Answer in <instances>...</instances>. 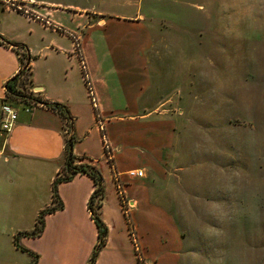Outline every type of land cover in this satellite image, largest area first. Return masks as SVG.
Instances as JSON below:
<instances>
[{"label": "crops", "instance_id": "obj_1", "mask_svg": "<svg viewBox=\"0 0 264 264\" xmlns=\"http://www.w3.org/2000/svg\"><path fill=\"white\" fill-rule=\"evenodd\" d=\"M89 2L60 7L51 0H0V35L11 42L0 41V106L6 102L16 110L12 127L0 129V264L88 263L98 231L87 207L95 185L85 171L55 183L62 205L44 214L40 233H20L31 231L39 211L53 204V180L62 174L68 136L74 162L92 165L102 178L101 205L95 202L93 208L106 233L93 264H141L128 235L118 187L131 203L143 264H179L185 236L171 218L173 212L156 203L154 184L160 177L152 175L157 155L167 145L165 137L172 132L164 124L170 116L157 112L159 106L166 110L170 98L157 97L163 66L153 52L152 25L140 14L138 0ZM217 2L180 0L187 8L180 17L181 31H191L190 26L197 31L195 48H189L192 37L181 32V78L196 85L204 68L212 70L220 62L205 47L209 42L221 45L218 35L207 41L198 32L205 33L201 13ZM236 26L214 32L226 35L222 39L227 43L236 36L254 39L264 50V32L241 36ZM71 35L79 40L96 105ZM25 49L30 54L25 66L32 98L18 100L8 96L5 83L23 67L20 55ZM52 102L62 104L67 115L47 104ZM98 118L112 148L113 168L103 155ZM126 160L134 164L122 167ZM131 168L144 173L125 175Z\"/></svg>", "mask_w": 264, "mask_h": 264}, {"label": "rangeland", "instance_id": "obj_2", "mask_svg": "<svg viewBox=\"0 0 264 264\" xmlns=\"http://www.w3.org/2000/svg\"><path fill=\"white\" fill-rule=\"evenodd\" d=\"M51 1L60 7L90 3ZM138 3L152 25L153 52L163 66L157 97L170 98L166 110L157 109L170 116L164 124L172 132L152 175L160 177L154 184L156 203L173 212L185 236L179 264H264V50L254 39L236 36L227 43L226 35L214 32L236 24L241 36L263 33L264 0H218L201 13L205 33L198 32L207 41L218 35L221 45L205 46L220 62L203 69L199 85L181 78V32L192 37L189 48L196 46L193 26L180 28L187 8L180 0ZM27 83L25 70L10 83L14 93L8 96L30 100ZM130 164L134 160L121 163ZM139 257L143 264L141 247Z\"/></svg>", "mask_w": 264, "mask_h": 264}, {"label": "trees", "instance_id": "obj_3", "mask_svg": "<svg viewBox=\"0 0 264 264\" xmlns=\"http://www.w3.org/2000/svg\"><path fill=\"white\" fill-rule=\"evenodd\" d=\"M0 41L5 42L7 44H11V42H9V40L3 38L1 35H0ZM13 46L18 47V45H13ZM25 50H26V53H21V55H20V59H21V63L23 64V67L18 71V73H16L11 79L6 81V83H5V92L7 94L14 93V90L10 88V83H13L19 77V75L27 69V67L25 66V62L29 61L30 54L27 52V49H25ZM21 99H25V98H21ZM47 104L49 106L59 110L64 116L67 115V110L62 104H60L58 102H52V103H47ZM71 142H72V136H68V138L66 140L65 163L63 166L62 174L58 175L53 180V185H52L53 204L46 207V208H43L42 210L39 211V213L36 217V220H35V226L31 231L20 232V233H24V234H28V235H37L38 233H40V231L42 230V226H43L44 214L47 212L53 211V210L61 207V205H62L59 197L57 196L56 190H55V183L59 180L70 179L76 172L85 171L91 175V177L93 178V183L95 185L93 192L90 195L88 203H87V207L90 211L91 216L94 219V222L97 226V231H98L97 242L94 245L93 251H92L91 256L89 258V261L87 263V264H93L98 249L104 243L105 233H106V226L103 224L98 213L93 208V204L95 202L97 204V207L101 205V199L103 196L102 178H101L100 173L97 172L92 165L74 162L75 155H73L70 151ZM16 244L21 249L27 250L26 248L20 246L17 242H16ZM28 252H30V251H28ZM30 253H32V252H30ZM29 264H34V260L29 261Z\"/></svg>", "mask_w": 264, "mask_h": 264}, {"label": "built area", "instance_id": "obj_4", "mask_svg": "<svg viewBox=\"0 0 264 264\" xmlns=\"http://www.w3.org/2000/svg\"><path fill=\"white\" fill-rule=\"evenodd\" d=\"M71 37L74 43L75 52L77 53L80 66L83 71V76H84L85 84L87 86L88 94L90 96V100L93 105H96L92 86L90 84L88 74L85 70V63L80 53L79 40L77 36L71 35ZM0 113H1L0 129L3 132H7L12 127L16 119V110L9 103L2 102L0 106ZM97 127L100 131V135H101L102 142H103V155L106 161L112 167V159H113L112 148H111V145L108 141V138L105 132L104 123L99 118L97 119ZM143 173H144L143 169L141 168H131L124 172V174L129 177H141ZM117 192L120 196L121 208H122L123 215H124V218L127 224V231H128L129 238L132 242V246H133L136 256L140 259L139 257L140 256V246H139L138 237L135 232V227L133 224V220L131 217V211H130L131 203L127 199L124 198L120 187L117 188Z\"/></svg>", "mask_w": 264, "mask_h": 264}]
</instances>
